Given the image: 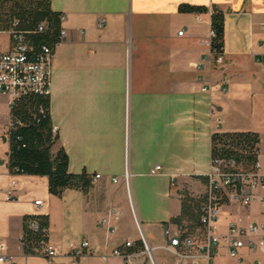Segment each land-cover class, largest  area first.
Instances as JSON below:
<instances>
[{
    "label": "crops",
    "instance_id": "obj_1",
    "mask_svg": "<svg viewBox=\"0 0 264 264\" xmlns=\"http://www.w3.org/2000/svg\"><path fill=\"white\" fill-rule=\"evenodd\" d=\"M182 4L209 11L181 13ZM51 6L66 16L61 27L67 31L52 61L50 112L58 147L69 156L70 173L101 178L88 193L67 189L58 197L50 194L47 177L13 175L8 159L1 161L0 256L12 261L0 264H48L47 244L60 253L53 264H126L112 252L138 240L130 202L150 242L164 243L163 227L181 216L183 195L199 199L207 193L214 133H258L264 174V0H51ZM214 8L225 17L223 65L201 45ZM6 42L0 52L10 49L8 35ZM206 86L211 93L202 92ZM157 165L164 173L152 176ZM12 180L16 199L8 202ZM250 207L226 205L221 231L230 221L264 223L248 214ZM112 208L123 214L114 233L99 224ZM34 215L49 217V239L27 255L24 218ZM86 241L90 247L74 262L70 244ZM136 264L149 263L140 258Z\"/></svg>",
    "mask_w": 264,
    "mask_h": 264
},
{
    "label": "built area",
    "instance_id": "obj_2",
    "mask_svg": "<svg viewBox=\"0 0 264 264\" xmlns=\"http://www.w3.org/2000/svg\"><path fill=\"white\" fill-rule=\"evenodd\" d=\"M65 21L66 16L61 14V26ZM17 27L18 21H14L11 27L0 28V34L8 35L10 45L9 51L0 52V97H10V107L19 98L30 94L50 96L52 61L67 36V31L61 27L59 38L54 46L46 44L36 46L30 40L29 34ZM44 30L45 24L42 23L39 25V32H44ZM183 34L184 30L179 32V36H183ZM215 37L216 33L211 29L208 37L201 41V45L212 51L214 56L211 59L212 62L223 65V54L213 50ZM207 61L209 60H204V63ZM259 61L264 66V59ZM204 63L202 62L198 68H203ZM228 81V77H224L222 81L223 93L228 91ZM211 91L210 86L202 88L203 93H211ZM218 124H221L220 119H218ZM163 173V167L160 165L154 166L150 170L152 176H159ZM100 178L101 175L96 174L93 176V182ZM207 178L208 190L198 222L182 220L165 224L163 227L165 241L162 244L154 245L150 242L142 224L137 220L130 202L138 240L127 241L124 249L118 248L112 252L113 256L121 258L126 264H136L140 258L149 264H157L156 253L160 252L170 257L171 264H215L221 248L225 247L228 256L234 259L236 264H264L260 258H250V255L259 253L264 255V223L252 222L243 225L237 221H230L227 230L221 231V219L226 205L238 204L247 208L264 203V174L260 172L259 164L256 163L250 170H244L232 160L212 159ZM176 180V175L170 177L172 186L176 185ZM125 183L128 185V175L125 178ZM16 188L17 182L12 180L6 190V201L12 202L16 199ZM42 204V200L35 202L36 206ZM122 215L120 210L112 208L100 220L99 224L102 227L108 226L110 232L114 233L116 231L114 225ZM30 228L32 231L38 232L39 222L31 220ZM69 247L73 252L71 256L75 262L83 256V250L88 249L90 243L86 241L80 246L71 243ZM0 249L4 251L5 246L1 245ZM59 255L56 246L47 244L44 256L48 260V264H53L54 258ZM103 258L107 259V256L105 255ZM6 261H12V257L0 256V262Z\"/></svg>",
    "mask_w": 264,
    "mask_h": 264
},
{
    "label": "trees",
    "instance_id": "obj_3",
    "mask_svg": "<svg viewBox=\"0 0 264 264\" xmlns=\"http://www.w3.org/2000/svg\"><path fill=\"white\" fill-rule=\"evenodd\" d=\"M181 13H208L205 6L182 4ZM60 15L52 10L51 0H0V28L7 29L18 21V29L29 34L36 46H54L61 31ZM45 24L44 32L39 25ZM212 29L216 33L213 50L223 53L225 45L224 13L214 8L211 12ZM50 96L30 94L19 98L10 107V127L5 141L9 145L8 168L13 175L47 177L49 192L61 197L67 189L88 193L93 186V176L86 171L72 174L69 156L58 147L60 134L51 118ZM260 135L254 132H217L212 135V159L234 161L238 167L250 170L258 163ZM208 179V178H207ZM205 197L183 195L182 214L173 222L187 220L198 222ZM31 220L39 222V231L30 228ZM50 220L46 215L25 216L23 249L34 255L43 249L49 239Z\"/></svg>",
    "mask_w": 264,
    "mask_h": 264
},
{
    "label": "rangeland",
    "instance_id": "obj_4",
    "mask_svg": "<svg viewBox=\"0 0 264 264\" xmlns=\"http://www.w3.org/2000/svg\"><path fill=\"white\" fill-rule=\"evenodd\" d=\"M1 39L4 41L2 45V49L7 46V35L0 36ZM11 99L8 96L0 97V158L2 163H5L8 159L7 152L9 150V145L5 141L4 136L6 135L8 128L10 127L9 120V113H10V103ZM261 160L264 161V143H261ZM184 190V189H183ZM188 193V191L186 190ZM200 194V193H198ZM197 194V195H198ZM200 198H203L205 194H201ZM243 211H245L243 209ZM248 214H252L253 217L258 218L260 221L264 222V204L258 205L257 207H250ZM137 236V234H136ZM137 238V237H136ZM253 257H258L262 261H264V256L261 254L255 255ZM156 259L160 264H171L172 260L170 257L161 254L160 252L156 253ZM255 259V258H254ZM216 264H236V261L230 258L225 250H221L219 258L216 260Z\"/></svg>",
    "mask_w": 264,
    "mask_h": 264
}]
</instances>
